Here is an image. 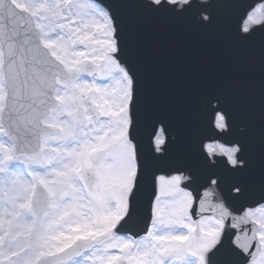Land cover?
Here are the masks:
<instances>
[{"label":"snow or ice","instance_id":"snow-or-ice-1","mask_svg":"<svg viewBox=\"0 0 264 264\" xmlns=\"http://www.w3.org/2000/svg\"><path fill=\"white\" fill-rule=\"evenodd\" d=\"M155 26L224 55L146 98ZM0 264H264V0H0Z\"/></svg>","mask_w":264,"mask_h":264},{"label":"water","instance_id":"water-1","mask_svg":"<svg viewBox=\"0 0 264 264\" xmlns=\"http://www.w3.org/2000/svg\"><path fill=\"white\" fill-rule=\"evenodd\" d=\"M259 3L260 0H247ZM240 23L239 14L226 18L222 25L234 31ZM218 37L198 36L184 30L166 26L149 27L143 31L128 33V52L141 78L142 92L146 98L158 94L178 93L197 75L215 66L224 53L219 47L209 45ZM239 215V213H237ZM133 228L136 225L131 226ZM246 225L233 229L225 241L243 243ZM250 235V233H249Z\"/></svg>","mask_w":264,"mask_h":264}]
</instances>
